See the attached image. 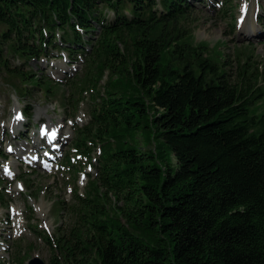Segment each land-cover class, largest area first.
Returning <instances> with one entry per match:
<instances>
[{
	"label": "trees",
	"instance_id": "obj_1",
	"mask_svg": "<svg viewBox=\"0 0 264 264\" xmlns=\"http://www.w3.org/2000/svg\"><path fill=\"white\" fill-rule=\"evenodd\" d=\"M191 10L188 0H0L9 85L52 92L30 62L64 50L82 59L66 102L91 97L73 145L89 160L100 148L97 173L71 203L54 202L69 223L39 232L48 264H264V113L250 110L264 99V67L235 59L230 72L229 59L184 42Z\"/></svg>",
	"mask_w": 264,
	"mask_h": 264
},
{
	"label": "rangeland",
	"instance_id": "obj_2",
	"mask_svg": "<svg viewBox=\"0 0 264 264\" xmlns=\"http://www.w3.org/2000/svg\"><path fill=\"white\" fill-rule=\"evenodd\" d=\"M189 2L192 10L188 19L183 21L182 25L185 27L184 29L189 28L191 33L183 40L184 42L207 45L209 50L204 48V51H207L210 57L216 61H220L221 56L225 57L226 60L229 59L231 61L229 67H232L230 72H233V67L236 64L235 59L247 61L248 63L257 60L255 65L259 67V71L263 72L264 35H260L259 32H264V19H262L264 17V0H230L226 16L222 11L225 0H191ZM242 3L244 5L242 8L245 9V12L247 11L248 17L240 27L235 17L239 14V6ZM255 4L259 5V16L256 19L252 18ZM231 13H233V18L230 16ZM2 28L3 26L0 24V30ZM63 56H65L64 52L53 49L49 56H42L30 62L40 76H46V78L54 81L59 79V84L46 81L47 84L51 85L52 92H44V87L35 86L30 88L28 95L22 96L15 91L12 85H9L8 77L0 74V149L4 150L5 144L11 143V137L18 131L24 133L21 135L24 140L33 142L34 124L36 125V122L40 119L49 117L54 122L63 119L64 125L69 127L70 132L67 128L66 132L64 128L60 129V132H64L63 135L65 136L69 133L62 149L65 152H70V155H74L72 142L76 136L75 131L77 126L84 125L89 118L87 110L90 106L91 97L89 92L84 93V100L79 102L76 107L72 106V102L65 101V96L70 95L69 87L65 83L80 67L78 65L75 68H69L70 63L65 62ZM169 60L170 58L166 53L163 61L168 62ZM232 60L234 61L232 62ZM10 62L14 65L19 64L16 58H10ZM70 65H74V63ZM65 70H68V72H64ZM79 72L81 73V71ZM258 83L264 89V76H260ZM73 99H76L75 93ZM26 105H29L28 112H25L26 119L22 120L23 122L17 126H11L14 109L25 108ZM250 110L257 115L264 113V99L256 102ZM45 113L47 114L45 115ZM69 121L71 122L69 123ZM8 127H13V131L8 130ZM36 139H39V137H36ZM24 151L26 150L21 152ZM21 152L17 154L21 158L30 157V154L22 157ZM93 155H96L95 151ZM6 156L3 158V154L0 153V165L6 159H9ZM11 157L15 156L11 155ZM29 159H32V157ZM83 161L84 159H82ZM13 163L17 165L19 159L14 160ZM14 167L16 168L15 180H20L23 183L24 190H18L14 180L0 174V178H2V182L0 180V191L4 198L9 200L6 205L0 203V250L2 251L0 264H18L17 258L20 256H25L22 264H26L34 256H39L48 264L53 250L39 237L38 233L33 231V228L35 226L38 232L43 229L51 235L55 232L57 226L66 227L69 223V216L64 210L55 209L56 204L54 202L59 201V199L68 202L72 194L70 189H73L74 184H77L79 191H82L88 177L86 180L77 179L73 183L72 178H69L70 172L66 170L45 173L35 168L36 166L18 165ZM84 167L86 170V163ZM93 167L92 171L95 170V167ZM23 174L26 176L20 177ZM26 177H29L30 180L25 182ZM9 203L15 204L19 212L16 215L20 225L17 230H21V232L18 233L15 230L13 236H8L11 225L8 226L5 222L8 216ZM4 245L6 249L3 250L2 246Z\"/></svg>",
	"mask_w": 264,
	"mask_h": 264
},
{
	"label": "water",
	"instance_id": "obj_3",
	"mask_svg": "<svg viewBox=\"0 0 264 264\" xmlns=\"http://www.w3.org/2000/svg\"><path fill=\"white\" fill-rule=\"evenodd\" d=\"M27 264H46L40 257L34 256L33 258L29 259Z\"/></svg>",
	"mask_w": 264,
	"mask_h": 264
},
{
	"label": "bare ground",
	"instance_id": "obj_4",
	"mask_svg": "<svg viewBox=\"0 0 264 264\" xmlns=\"http://www.w3.org/2000/svg\"><path fill=\"white\" fill-rule=\"evenodd\" d=\"M243 10V14L245 13V15H246V12H245V9H242ZM242 25V24H241ZM59 124V123H58ZM68 129V128H67ZM67 130L65 129V132H66ZM68 132H69V129H68ZM63 138H65V135H63ZM38 140V139H37ZM35 158V157H34ZM33 159V158H32ZM17 163V162H16Z\"/></svg>",
	"mask_w": 264,
	"mask_h": 264
}]
</instances>
